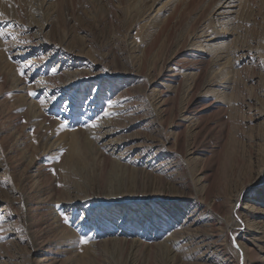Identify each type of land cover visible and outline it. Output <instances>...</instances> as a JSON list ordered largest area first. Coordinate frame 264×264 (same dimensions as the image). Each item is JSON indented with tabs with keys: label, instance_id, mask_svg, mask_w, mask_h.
<instances>
[{
	"label": "rangeland",
	"instance_id": "1",
	"mask_svg": "<svg viewBox=\"0 0 264 264\" xmlns=\"http://www.w3.org/2000/svg\"><path fill=\"white\" fill-rule=\"evenodd\" d=\"M262 170L264 0H0V264H264Z\"/></svg>",
	"mask_w": 264,
	"mask_h": 264
},
{
	"label": "bare ground",
	"instance_id": "2",
	"mask_svg": "<svg viewBox=\"0 0 264 264\" xmlns=\"http://www.w3.org/2000/svg\"><path fill=\"white\" fill-rule=\"evenodd\" d=\"M226 7H228V6H225V8H226ZM230 7H231V6H230ZM172 75H173V74H172ZM174 75H175V74H174ZM174 75H173V76H174ZM97 122H98V121H97ZM99 122H100V121H99ZM117 131H118V130H117ZM100 139H102V137H101ZM205 170H206V169H205ZM263 171H264V170H262V171H261L262 173H261V174H258L256 177H255V176H253V177H248V178H247V179H248V182L245 184V187H246V185H247V187L252 186V185L254 186V184H256V183L259 181L258 177L261 176V175H263ZM205 175H206V174H205ZM205 178H206V177H205ZM201 180H202V179H201ZM203 181H204V180H203ZM208 184H209V183H208ZM206 185H207V184H206ZM232 186H233V185H232ZM207 187H208V185H207ZM245 187H244V188H245ZM205 188H206V187H205ZM251 188H252V187H251ZM204 190H205V192L203 191V193H205V196L208 195V193H209L210 190L208 189V192H207V188L204 189ZM201 193H202V192H201ZM237 199H238V198H237ZM216 201H217V200H216ZM229 201H230V200H229ZM238 202H239V201H236V204L234 205L233 208H231L230 213H229V211H228L227 213H229V214L232 215V213H233V211L235 210L237 204H239ZM213 204H214V203H213ZM215 205H216V208H217V209L220 208L219 203H215ZM215 205H214V206H215ZM214 211H215V210H214ZM222 216H223V214H222ZM189 217H191V216H189ZM191 220H192V219H189V221L186 223V227H190L191 225H192V226L195 225L196 222L193 223V221L191 222ZM55 221L57 222V221H59V220L57 219V220H55ZM60 221H61V220H60ZM258 222H259V221H258ZM258 222H257V223H258ZM57 223H59V222H57ZM55 224H56V223H55ZM174 225H175V224H174ZM50 226H51V225H50V223H49V227H50ZM59 226H60V224H59ZM61 226H62V225H61ZM61 226H60V227H61ZM60 227H59V228H60ZM82 227H83V226H82ZM61 228H62V227H61ZM49 229L51 230L52 228H49ZM54 229H55V228H54ZM56 229H57V228H56ZM181 229H182V228H181ZM183 229H187V228L183 227ZM60 230H61V229H60ZM56 231H57V230H56ZM259 231H260V230H259ZM51 232H52V231H51ZM72 232H74L76 236H74V238H72L70 242H65V241H64V237H66V236H65V235H62V233H60L61 236H62V237H61V240H63V242H64L63 245H64V248H65V251H68V250L70 251V249H75V248L78 247V246H80V247H81V246H88V247H83L80 251H79V249H78V252L80 253V254H79L80 256H81V255L83 256V255L87 254V251L91 249V247H90V243H89V240H88V239L85 240L83 237H79L80 233H78L77 230H74V231L71 230L70 233L67 234V235L70 236V235L72 234ZM183 232H184V231H183ZM171 233H172V232H171ZM178 233H179V232H178ZM248 233H249V232L245 233V235H244V239L246 240V242H248L249 245H250V244H251V245H255V244H256L257 242H259V240H260V239L258 240V238H259L258 236H259L261 233H263V232L260 231V232H258V234H251V233L248 234ZM53 234H54V233H53ZM53 234H52V235H53ZM63 234H64V233H63ZM209 234H210V233H209ZM50 235H51V234H50ZM213 235H214V234H213ZM55 236L58 237V234L55 233ZM90 236H91V235H90ZM146 236H147V235H146ZM146 236H145V237H146ZM169 236H170V235H169ZM173 236H175V235H173ZM47 238H48V236H47ZM198 238H199V237H198ZM225 238H226V237H225ZM100 239H101V238H100ZM150 239H151V238H150ZM207 239H208V238H207ZM41 240H42V239H41ZM57 240H58V239H57ZM94 240H96L95 237H94ZM257 240H258V241H257ZM39 241H40V240H39ZM79 241H80V242H79ZM262 241H263V240H262ZM36 242H37V241H36ZM212 242H213V241H212ZM216 242H217V241H216ZM59 243H60V241H59ZM98 243H99V242H98ZM181 243H184V238H183V237H178L177 240H176V243H175V244L178 245V244H181ZM198 243H200V241H199ZM207 243H209V242H207ZM93 244H94V243H93ZM201 244H203V243H201ZM96 245H97V244H96ZM152 245H153V244H152ZM205 245H206V244H205ZM207 245H208V244H207ZM249 245H248V246H249ZM40 246H41V247H42V246L44 247V244H43V245L40 244ZM40 246H39V247H40ZM183 246H184V245H183ZM197 246H198V245H197ZM201 246H202V245H201ZM201 246H200V247H201ZM203 246H204V245H203ZM210 246H211V245H210ZM37 247H38V246H37ZM96 247H97V246H96ZM200 247H199V248H200ZM213 247H214V246H213ZM259 247H260V246H259ZM201 248H202V247H201ZM250 248H251V247H250ZM208 249H209V248H208ZM208 249H207V250H208ZM251 249H252L251 252H253V253L256 252L253 248H251ZM261 249H262V250H261V251H262L261 253H264V245L261 246ZM198 250H199V249H198ZM230 250H231V249H230ZM234 250H235V249H234ZM240 250H241V249H240ZM75 251H77V250H75ZM237 251H238V250H237ZM78 252H77V254H78ZM242 252H243V251H242ZM234 254H235V253H234ZM234 254H233V255H234ZM206 255H207V254H206ZM226 255H227V254H226ZM237 255L240 257V256H242L243 254H242L240 251H238V252H237ZM243 256H244V255H243ZM206 257H207V256H206ZM209 257H210V256L207 257L206 261H208V258H209ZM257 257H258V256H257ZM199 258H200V257H199ZM239 259H240V258H239ZM259 259H260V258H259Z\"/></svg>",
	"mask_w": 264,
	"mask_h": 264
}]
</instances>
